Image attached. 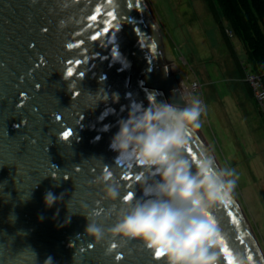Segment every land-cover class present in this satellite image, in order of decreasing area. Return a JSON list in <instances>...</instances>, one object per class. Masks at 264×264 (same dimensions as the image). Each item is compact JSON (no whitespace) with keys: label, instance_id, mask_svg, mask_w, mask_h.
<instances>
[{"label":"water","instance_id":"95a60500","mask_svg":"<svg viewBox=\"0 0 264 264\" xmlns=\"http://www.w3.org/2000/svg\"><path fill=\"white\" fill-rule=\"evenodd\" d=\"M166 63L145 0H0V264H164L138 240L106 235L95 242L84 234L88 221L80 213L99 212L92 218L110 228L129 210L124 196L131 192L135 203L142 186L158 179L134 158H117L109 144L137 106H183ZM187 141L189 163L206 156L220 169L197 129ZM106 169L107 183L118 189L115 201L105 199L104 183H94ZM49 191L64 195L46 208ZM210 215L220 264L237 253L264 264L233 193Z\"/></svg>","mask_w":264,"mask_h":264},{"label":"clouds","instance_id":"9594fccd","mask_svg":"<svg viewBox=\"0 0 264 264\" xmlns=\"http://www.w3.org/2000/svg\"><path fill=\"white\" fill-rule=\"evenodd\" d=\"M64 79L67 80L65 76ZM180 98L183 106L172 103L137 106L119 121V130L109 148L118 153L117 158L131 157L138 165L154 169L158 179L142 186V197L135 203L123 198L129 210L118 213L110 228L105 229L92 218L99 216V212L80 213L88 221L84 234L97 243L106 235L138 240L154 256L162 254L164 264H220V236L210 210L230 201L237 177L233 169L214 168L211 158L206 156L192 163L184 158L188 133L202 126L205 108L198 97ZM108 181L109 175L105 173L94 183H104L105 199L115 201L118 189ZM63 195L47 192L45 207L51 208ZM113 248V245L106 248V254ZM232 264L248 262L237 253Z\"/></svg>","mask_w":264,"mask_h":264},{"label":"rangeland","instance_id":"374dc122","mask_svg":"<svg viewBox=\"0 0 264 264\" xmlns=\"http://www.w3.org/2000/svg\"><path fill=\"white\" fill-rule=\"evenodd\" d=\"M145 2L180 86L196 79L202 86L205 112L197 130L220 169L235 171L232 193L264 257V111L244 80V71H253L247 51L227 36L231 26L216 0Z\"/></svg>","mask_w":264,"mask_h":264},{"label":"trees","instance_id":"16d2710c","mask_svg":"<svg viewBox=\"0 0 264 264\" xmlns=\"http://www.w3.org/2000/svg\"><path fill=\"white\" fill-rule=\"evenodd\" d=\"M216 1L233 34L244 45L253 71L261 75L264 83V0Z\"/></svg>","mask_w":264,"mask_h":264},{"label":"built area","instance_id":"2783aa9c","mask_svg":"<svg viewBox=\"0 0 264 264\" xmlns=\"http://www.w3.org/2000/svg\"><path fill=\"white\" fill-rule=\"evenodd\" d=\"M225 32L228 37H231L232 35H234L231 29H226ZM243 69H245V67H243ZM244 80L249 84L255 101L264 111V83L262 81L261 75L254 71L245 70ZM181 91L186 92L185 98H191L195 93H199L200 94L199 98L202 101L203 106L205 108V102L203 100V97L201 96V84L199 83L197 79L192 80L188 84V86H184V87L182 86Z\"/></svg>","mask_w":264,"mask_h":264},{"label":"snow or ice","instance_id":"6c2138e0","mask_svg":"<svg viewBox=\"0 0 264 264\" xmlns=\"http://www.w3.org/2000/svg\"><path fill=\"white\" fill-rule=\"evenodd\" d=\"M109 15H111V13H109ZM92 19L95 20L96 17H92ZM106 31H107V30H106ZM92 39L95 40L96 37L93 36ZM70 47H71V45H70ZM70 63H73V62H70ZM74 63H79V61H75ZM68 74H69L70 76L73 75V73H71V72H69ZM55 118L58 119V120L60 119V117H59L58 115H57ZM62 134H63V138H64L65 140H67V139H70V138H71V136H72V131H63ZM187 151H188V152H191V149L189 148ZM193 159H195V157H193ZM105 171H106V173H107L109 176L112 175V172H111L110 170H107V169H106ZM140 178H141V177H140L139 175L135 176V179H136L137 181H139ZM125 179H131V177H127V176H126ZM132 198H133V194H132L131 192H128V193L124 196V199H126V200H131ZM228 215L231 216V215H232V212L229 211V212H228ZM233 222H234V223H239V222H238L237 220H235V219H234ZM240 243H241V244H244L243 239L240 240ZM113 247H115V245H113ZM224 251L227 252L228 249L225 248ZM154 257H155L157 260H159V259L162 257V254H160V253H156ZM247 258H248L249 260L252 259L251 256H248ZM115 259H116V260H120L121 257H120L119 255H117V256L115 257ZM227 264H232V257H231V256H229V258H228V260H227Z\"/></svg>","mask_w":264,"mask_h":264},{"label":"bare ground","instance_id":"6f19581e","mask_svg":"<svg viewBox=\"0 0 264 264\" xmlns=\"http://www.w3.org/2000/svg\"><path fill=\"white\" fill-rule=\"evenodd\" d=\"M174 68H175L174 70H177V69H178V67H176L175 65H174ZM172 70H173V69H172ZM174 70H173V71H174ZM171 72H172V71H171ZM173 74L176 76V79H177V81H178V85L180 86V83H179V82H180V78L178 77V76H180L179 73H177V72L175 71ZM179 89H180V91H181V87H179ZM181 93H182L183 97L186 96V92H182V91H181Z\"/></svg>","mask_w":264,"mask_h":264},{"label":"crops","instance_id":"0c3cea01","mask_svg":"<svg viewBox=\"0 0 264 264\" xmlns=\"http://www.w3.org/2000/svg\"><path fill=\"white\" fill-rule=\"evenodd\" d=\"M228 53L227 54H229L230 55V50L229 51H227ZM229 60H230V58L228 57V62H229ZM202 87V86H201Z\"/></svg>","mask_w":264,"mask_h":264}]
</instances>
